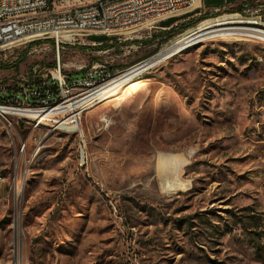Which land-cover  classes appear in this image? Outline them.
Returning a JSON list of instances; mask_svg holds the SVG:
<instances>
[{
    "label": "rangeland",
    "instance_id": "obj_1",
    "mask_svg": "<svg viewBox=\"0 0 264 264\" xmlns=\"http://www.w3.org/2000/svg\"><path fill=\"white\" fill-rule=\"evenodd\" d=\"M243 10L203 3L152 37L83 35L61 49V63L75 76L94 62L122 69L159 53L172 26L203 16L172 39L224 14L264 23V8ZM41 41L0 50L2 64L24 57L0 69V83L44 86L57 53ZM80 121L75 132L52 120L20 125L21 158L0 123V264H264L262 37L212 36L167 56Z\"/></svg>",
    "mask_w": 264,
    "mask_h": 264
},
{
    "label": "built area",
    "instance_id": "obj_2",
    "mask_svg": "<svg viewBox=\"0 0 264 264\" xmlns=\"http://www.w3.org/2000/svg\"><path fill=\"white\" fill-rule=\"evenodd\" d=\"M243 1L247 5L254 3L256 11L264 8V0ZM201 8L202 0H95L89 1L88 5L73 8H64V0H0V50L27 38L37 42L50 39L57 53L51 75L41 90L33 88L27 92L0 83V107H6L17 114V125H10L8 119H0L8 134L9 127H16V136H10L15 156L21 158L27 153V140H23L19 132L20 125L27 119L40 117V124L34 127L52 120L55 127L75 132V123L84 112L117 93L126 83L153 65L151 57L122 69L94 62L81 65V72L75 76L67 73L65 64L62 65L61 49L75 45L83 35L99 34L128 40L132 38L131 34L146 31V37H152V29L158 28L162 22ZM221 9L215 8L214 12ZM241 24L264 30L257 26H264L263 22ZM161 39H157V44ZM93 87H100L98 101H88V91ZM41 109L46 111H37ZM31 111L39 113H24ZM41 148L38 145L34 153ZM33 156L25 162L24 168L31 167Z\"/></svg>",
    "mask_w": 264,
    "mask_h": 264
},
{
    "label": "bare ground",
    "instance_id": "obj_3",
    "mask_svg": "<svg viewBox=\"0 0 264 264\" xmlns=\"http://www.w3.org/2000/svg\"><path fill=\"white\" fill-rule=\"evenodd\" d=\"M89 1H95V0H64V8H73V6L88 5ZM244 21H247V20L245 18L239 16V15H236V14H224V15H221L217 18H214L211 21H204L199 26H197L196 28L190 29V30L180 34L179 36L175 37L174 39L170 40L169 42H167L163 46V48L161 49V51L159 53H157L155 56L154 55L151 56V63L153 64L157 61H160L161 59H164L167 56H171V55H173V54H175L181 50L186 49L187 47H190V46H192L198 42H201V41H203L209 37H212V36H219V35H223V34H235V33L239 34L240 33V34H243L244 36L245 35L257 36L259 38L262 37L264 39V30H262V29H257V28L251 29L249 27H239L237 25H233L235 23H240V22H244ZM228 24H232V25H228ZM224 25H227V26L223 27ZM123 77H124V75L122 76V78ZM99 95H100V87H93L92 90L88 91V101H98ZM37 111H40V112L42 111V113H44L46 111V109H41V110H37ZM37 111H35V112L34 111L24 112V113L35 114ZM37 113H39V112H37ZM0 119H8V123L10 125H17V114L13 113L12 110L7 109L6 107H0ZM25 123L26 124L27 123L32 124L33 126L40 124V117H33L30 119H27L24 122V124ZM75 126H76L75 131L80 130L81 121L79 119H77V123H75ZM63 130L69 132V129H63ZM14 133H16V127H9V135L12 136ZM192 153L193 152L191 151V154ZM84 154H85V151H84V149H82L81 150V157L82 158H84ZM175 156L173 158H175ZM170 157H169V159H170ZM161 160H164V159H161ZM168 161L169 160L167 159L166 162H168ZM161 163L163 164V162H161ZM164 164H167V163H164ZM163 167L164 166H162V168ZM172 183H174V182H172ZM0 188H1V175H0Z\"/></svg>",
    "mask_w": 264,
    "mask_h": 264
},
{
    "label": "trees",
    "instance_id": "obj_4",
    "mask_svg": "<svg viewBox=\"0 0 264 264\" xmlns=\"http://www.w3.org/2000/svg\"><path fill=\"white\" fill-rule=\"evenodd\" d=\"M208 0H204V3L206 4V3H208L207 2ZM247 2H244L243 0H240V1H237L235 4H233V5H235L233 8H222L221 9V11H228V12H243L244 10H243V5H247L246 4ZM248 5H254V3H248ZM203 17H208V16H203ZM203 17H201V18H198V19H194V20H192V21H190V22H188V23H184V24H179V25H177V26H172L171 28H170V30L168 31V35H167V37L166 38H163V39H161L160 40V42H159V47L162 45V44H164V43H166V42H168L169 40H171L175 35H177V34H179L180 32H182V31H184V30H186L187 28H189L190 26H192V25H194L197 21H199L200 19H202ZM176 19H178V18H171V19H168V20H166V21H164L163 23H164V25L163 26H165V27H169V26H171L174 22H175V20ZM108 47H110V46H108V45H104V46H102V48L101 49H107ZM24 59V57L22 56V57H17V59L14 61V62H12L11 64H2V63H0V69H17L18 68V66H19V64H20V62H22V60ZM54 65V63H52V64H48V66L49 67H52ZM42 84H39V86H41ZM43 88V87H42ZM41 87H39V89L41 90L42 89Z\"/></svg>",
    "mask_w": 264,
    "mask_h": 264
},
{
    "label": "crops",
    "instance_id": "obj_5",
    "mask_svg": "<svg viewBox=\"0 0 264 264\" xmlns=\"http://www.w3.org/2000/svg\"><path fill=\"white\" fill-rule=\"evenodd\" d=\"M208 3H204L202 0V4L204 3L205 6L215 9V8H225L226 6H230L233 4L232 0H208Z\"/></svg>",
    "mask_w": 264,
    "mask_h": 264
},
{
    "label": "water",
    "instance_id": "obj_6",
    "mask_svg": "<svg viewBox=\"0 0 264 264\" xmlns=\"http://www.w3.org/2000/svg\"><path fill=\"white\" fill-rule=\"evenodd\" d=\"M15 204H16V202H15Z\"/></svg>",
    "mask_w": 264,
    "mask_h": 264
}]
</instances>
